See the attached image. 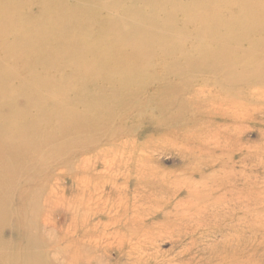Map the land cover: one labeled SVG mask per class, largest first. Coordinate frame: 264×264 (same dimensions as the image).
Listing matches in <instances>:
<instances>
[{
  "label": "rangeland",
  "instance_id": "374dc122",
  "mask_svg": "<svg viewBox=\"0 0 264 264\" xmlns=\"http://www.w3.org/2000/svg\"><path fill=\"white\" fill-rule=\"evenodd\" d=\"M263 38L264 0H0V264H264Z\"/></svg>",
  "mask_w": 264,
  "mask_h": 264
},
{
  "label": "bare ground",
  "instance_id": "6f19581e",
  "mask_svg": "<svg viewBox=\"0 0 264 264\" xmlns=\"http://www.w3.org/2000/svg\"><path fill=\"white\" fill-rule=\"evenodd\" d=\"M263 1V0H262ZM204 3V2H203ZM90 4V3H89ZM245 4V2H242L241 3V5H240V11L242 10V8H243V5ZM94 5V4H93ZM204 5V4H203ZM207 5H209V4H207ZM242 6V7H241ZM258 7L259 6H257L256 8H253V9H258ZM238 9H239V7H237ZM250 10V9H249ZM248 10V11H249ZM246 11V10H245ZM248 11H246L247 13H248ZM251 11V10H250ZM249 11V12H250ZM252 12H253V10H252ZM253 13H255V12H253ZM189 15V14H188ZM185 17V16H184ZM252 18H253V16H252ZM246 19V18H245ZM189 20H191V18L189 19ZM221 20V19H220ZM184 21V20H183ZM188 21V20H187ZM222 21V20H221ZM231 21V20H230ZM218 22V21H217ZM220 22V21H219ZM225 22H227V21H225ZM232 22V21H231ZM188 23V22H187ZM189 23H190V21H189ZM229 23L230 22H228V23H225V25L227 26V25H229ZM246 23V22H245ZM223 24H224V22H223ZM231 24V23H230ZM233 27H234V25L233 24H231ZM230 25V26H231ZM219 26V25H218ZM242 26V25H241ZM233 27H232V30H233V32L235 31L234 29H233ZM224 28H227V27H224ZM248 28V27H247ZM250 28V27H249ZM216 29H217V27H216ZM243 29V28H242ZM225 30H227V29H225ZM246 31H247V29H245ZM245 30H242V32L244 31L245 32ZM237 31V30H236ZM235 31V32H236ZM249 31H251V32H253L252 30H249ZM258 31V30H257ZM257 31H255V33L257 32ZM217 32V31H216ZM221 32V31H220ZM229 32V31H228ZM241 32V33H242ZM65 33V32H64ZM215 33V32H214ZM218 33V32H217ZM66 34V33H65ZM209 34H211V33H209ZM221 34V33H220ZM224 34V33H223ZM228 34V33H227ZM235 34V33H234ZM216 35V34H215ZM215 35H214V37H215ZM233 35V34H232ZM238 35H240V33L238 34ZM242 35L244 36V34L242 33ZM241 35V36H242ZM249 35H250V33H249ZM254 35V34H253ZM220 36V35H219ZM219 36H218V38H219ZM222 36V35H221ZM220 36V37H221ZM261 37V36H260ZM205 38H206V36H205ZM208 38V37H207ZM223 37H221V39H222ZM253 38V37H252ZM264 39V38H263ZM211 41V40H210ZM221 41V40H220ZM252 41V40H251ZM256 41V40H255ZM255 41L253 42V43H255ZM223 42V41H222ZM211 43V42H210ZM252 43V44H253ZM220 44H221V42H220ZM249 44V43H248ZM251 44V43H250ZM222 45H224V46H227V45H225V44H222ZM231 47V45L229 46V48ZM242 47H244V46H242ZM221 48V47H220ZM227 48V47H226ZM244 48H246V47H244ZM248 48V47H247ZM254 48H255V46H254ZM259 48V47H258ZM236 49V48H235ZM242 49V52L245 50H243V48H241ZM251 50V49H250ZM248 53L250 52L249 51V48H248ZM251 51H254V49H252ZM223 52V51H222ZM255 52H259V51H257V50H255ZM255 52L253 53V55L255 54ZM262 52V51H261ZM261 52H259L260 54H261ZM264 52V51H263ZM251 53V52H250ZM259 53H258V55H259ZM229 55V54H228ZM227 55V56H228ZM262 57H263V55H261ZM234 57V56H233ZM249 57H252V55H250ZM249 57H248V60H251V59H249ZM213 59V58H212ZM254 59H256V58H254ZM253 59V57H252V60H254ZM257 60H260V59H257ZM262 60V59H261ZM260 60V61H261ZM258 62V61H257ZM214 63V62H213ZM212 63V64H213ZM261 63V62H260ZM211 64V65H212ZM240 64H242V63H240ZM259 64V63H258ZM213 66V65H212ZM237 66V65H236ZM236 66H235V68H236ZM227 67H229V66H227ZM252 67H253V65H252ZM255 67V66H254ZM229 68H231V67H229ZM233 68V67H232ZM241 68V67H240ZM260 68H262V67H260ZM264 68V67H263ZM254 70V69H253ZM258 70H260L259 68H258ZM258 70H257V72H258ZM262 70V69H261ZM220 71H221V69H220ZM226 71V70H225ZM233 71V70H232ZM238 71V70H237ZM251 72H252V70H250ZM230 72V71H229ZM239 72V71H238ZM240 72H241V70H240ZM228 73V72H227ZM254 73V72H253ZM260 73H262L261 71H260ZM259 72H258V74H260ZM229 74V73H228ZM246 74V73H245ZM245 74H244V76H245ZM257 74V73H256ZM257 74V75H258ZM262 74H264V73H262ZM232 75V74H231ZM243 75V74H242ZM251 74H249V76H250ZM255 75V74H254ZM228 76H230V74L228 75ZM235 76H237V75H234V77ZM248 76V77H249ZM260 75H258V77L257 78H259L260 79V77H259ZM231 77V76H230ZM237 78V77H236ZM243 77H241L240 78V76H239V79H242ZM247 78V77H246ZM235 79V78H234ZM243 79H245V77L243 78ZM251 79V78H250ZM256 79V78H255ZM226 80H228V79H225V82H229V81H226ZM230 80H231V78H230ZM237 80H238V78H237ZM236 80V81H237ZM261 80V79H260ZM260 80H258V81H260ZM239 81V80H238ZM244 81V80H243ZM248 81V80H247ZM256 81V80H255ZM240 82V81H239ZM262 83H263V80L261 81ZM261 82H260V84H261ZM225 85H226V83H224ZM231 84H232V82H231ZM246 85V84H245ZM250 85H252V83L250 82ZM255 85V84H254ZM253 85V86H254ZM257 86V85H256ZM255 86V87H256ZM226 87H228V86H226ZM230 87H228V89H229ZM251 88V87H250ZM253 88V87H252ZM259 88V87H258ZM264 88V87H263ZM226 90H224V89H222L223 91H228L227 90V88H225ZM232 90L234 89V88H231ZM260 89V88H259ZM250 90H252V89H250ZM249 92V91H248ZM227 93H230L229 91L227 92ZM226 93V94H227ZM234 94V93H233ZM241 94V93H240ZM239 94V95H240ZM264 94V93H263ZM235 95V94H234ZM234 95H232V96H234ZM236 96H238V93L236 94ZM236 96H234L235 98H236ZM225 98V97H224ZM228 98H231V97H228ZM227 98V99H228ZM233 98V97H232ZM237 100L239 99L238 97L236 98ZM247 99H250V97L249 98H247ZM257 99V98H256ZM231 100V99H230ZM235 100V99H234ZM245 101H247L246 99H245ZM254 101H257V100H254ZM231 102V101H230ZM247 102H249V101H247ZM251 103H252V101H251ZM250 103V104H251ZM254 103V102H253ZM232 105V104H231ZM241 104H239V106H240ZM244 105V104H243ZM242 105V106H243ZM249 105V104H248ZM238 106V107H239ZM229 109V108H228ZM241 109V108H240ZM227 110V109H226ZM231 111V110H230ZM240 111V110H239ZM244 111V110H243ZM62 112H63V110H62ZM237 112V111H236ZM241 112H242V110H241ZM65 115H66V113H65ZM63 118V117H62ZM262 142V141H261ZM34 143V142H33ZM260 143V142H259ZM2 144H4L3 142H2ZM18 144V143H17ZM2 146V145H1ZM34 146V145H33ZM40 146H42V145H40ZM5 147H7V146H5ZM263 147V146H262ZM262 147H261V149H262ZM34 148V147H33ZM264 148V147H263ZM2 152H4L3 150H2ZM198 152H199V150H198ZM260 152V151H259ZM1 154V153H0ZM18 154H20V152L18 153ZM207 160V159H206ZM210 162H212V161H210ZM1 163V162H0ZM205 163H206V161H205ZM209 164V163H208ZM218 164H220V163H218ZM5 166H7L6 164H4ZM213 165V164H212ZM1 166H3V165H1ZM8 167V166H7ZM15 167H17L16 165H15ZM4 168V167H3ZM10 168H12V167H10ZM1 169V168H0ZM16 169V168H15ZM4 170V169H3ZM213 171H214V169H213ZM6 172V171H5ZM4 172V173H5ZM56 172V171H55ZM1 173V172H0ZM142 173V172H141ZM152 173V172H151ZM150 173V174H151ZM207 173V172H206ZM206 173H205V175H206ZM2 174V173H1ZM17 174H18V172H17ZM215 174V173H214ZM164 175V174H163ZM161 173H160V176L162 177L163 176ZM186 175V174H185ZM200 175V174H199ZM218 175V174H217ZM241 175V174H240ZM201 176H202V174H201ZM208 176H213L214 177V175H209L208 174ZM219 176H220V174H219ZM238 176V175H237ZM4 177V176H3ZM149 177H151V176H149ZM164 177V176H163ZM223 177V176H222ZM160 178V177H159ZM239 178V177H238ZM9 179V178H8ZM157 179V178H156ZM202 179V178H201ZM222 179V178H221ZM220 179V180H221ZM164 180V179H163ZM183 180H185V178L183 179ZM207 180H208V178H207ZM212 180V179H211ZM4 181V180H3ZM6 181H8V180H6ZM201 181V180H200ZM203 181V180H202ZM201 181V182H202ZM0 182H1V179H0ZM204 182H206V181H204ZM203 182V183H204ZM212 182V181H211ZM3 183V182H2ZM147 183V182H146ZM156 183V182H155ZM209 183V182H208ZM207 183V184H208ZM10 184V183H9ZM13 184V183H12ZM207 184H205V186H207ZM3 185V184H2ZM2 185H0V186H2ZM186 185H187V183H186ZM3 186H5V185H3ZM13 186V185H12ZM137 186V185H136ZM151 186V185H150ZM6 187V186H5ZM4 187V188H5ZM35 187V186H34ZM140 187V186H139ZM13 188H15V187H13ZM31 188V187H30ZM239 189V188H238ZM249 188H247V190H248ZM0 190H1V187H0ZM15 190V189H14ZM205 190H206V193H207V195H208V197H207V199H206V204H205V206H203L204 207V213H203V216H204V218H206V219H208L209 221H211L212 223H214V224H218V222H220V221H218L217 219H220L222 216H231V217H233L234 216V214H235V209L231 206V205H229V204H227V203H225V204H222L221 202L223 201V202H225V197H222L223 195L222 194H224V193H228L227 191H225V192H222V193H219V190H221L222 191V188H220V187H218L214 182H212V185L210 186H208L207 188H205ZM230 190V189H229ZM246 190V189H245ZM30 191V190H29ZM224 191V190H223ZM233 192H231L230 193V198H232V201H233V199H241L240 197H238L236 194V192H234V190H232ZM215 192H217L216 194H220V196H218V195H215ZM3 193V192H2ZM9 193V192H8ZM14 193V192H13ZM30 193V192H29ZM240 193V192H239ZM239 193H238V195H239ZM5 194V193H4ZM7 194V193H6ZM53 194H55V193H53ZM133 195V194H132ZM242 196H243V194H241ZM249 195H250V193H249ZM2 196V195H1ZM0 196V197H1ZM10 196V195H9ZM8 196V194H7V197H9ZM20 196V195H19ZM57 196V195H56ZM11 197H12V195H11ZM50 197V196H49ZM56 198V197H55ZM68 198V197H67ZM124 198V197H123ZM7 199V198H6ZM19 199V198H18ZM115 199V198H114ZM122 199V198H121ZM1 200V199H0ZM8 200H10V199H8ZM88 200H90V198L88 199ZM92 200V199H91ZM132 200H134V199H132ZM131 200V201H132ZM229 200V198L226 200V202ZM5 201H7V200H5ZM57 201V200H56ZM67 201V200H66ZM78 201H79V199H78ZM119 201H120V198H119ZM232 201H229V202H232ZM60 202V201H59ZM85 202V201H84ZM102 202V201H101ZM6 203V202H5ZM61 203H63V202H61ZM120 202H118L117 204H119ZM134 203V202H133ZM52 204V203H51ZM68 204L70 205V203L68 202ZM77 204V203H76ZM81 204V203H80ZM104 204H105V202H104ZM103 203H102V205H104ZM122 204V203H121ZM136 204V203H135ZM156 204V203H155ZM6 205V207H4V209H3V211H5V208H7V204H5ZM4 205V206H5ZM63 205V204H62ZM66 205V204H65ZM89 205V204H88ZM162 205V204H161ZM110 206V205H109ZM122 206V205H121ZM3 207V206H2ZM69 207V206H68ZM79 207V206H78ZM78 207H77V209H78ZM90 207V206H89ZM88 207V208H89ZM123 207V206H122ZM1 208V207H0ZM112 208V210H113V207H111ZM127 208V207H126ZM155 208L156 209H158L157 208V206H155ZM242 208V207H241ZM116 209V208H115ZM0 210H2V209H0ZM8 210H9V208H8ZM82 210H84V209H82ZM109 210V209H108ZM123 210V209H122ZM127 210V209H126ZM10 211V210H9ZM70 211V210H69ZM88 211V210H87ZM7 212V211H6ZM78 212V211H77ZM82 212V211H81ZM108 212V211H107ZM122 212V211H121ZM124 212H125V210H124ZM127 212V211H126ZM10 213V212H9ZM87 213V212H86ZM89 213V212H88ZM2 214L3 213H1L0 215H1V217H2ZM118 214V213H117ZM237 214V213H236ZM80 215H82L81 213H80ZM89 216V215H88ZM113 216V215H112ZM117 217V216H116ZM3 218V217H2ZM6 218H8V216H6ZM127 218V217H126ZM125 218V219H126ZM4 219V218H3ZM83 219V218H82ZM115 219V218H114ZM231 219V218H230ZM113 220V219H112ZM3 221H5V222H7L6 220H3ZM3 221H2V223H3ZM132 221V220H131ZM31 222H32V220H31ZM36 221H34L33 223H35ZM83 222V221H82ZM129 222V221H128ZM11 223V222H10ZM27 223H28V221H27ZM44 223V222H43ZM224 223V222H223ZM16 224H17V222H16ZM21 224V223H20ZM97 224V223H96ZM139 224V223H138ZM25 225V224H24ZM28 225H30V224H28ZM125 225H126V223H125ZM134 225V224H133ZM172 225V224H171ZM1 226V225H0ZM6 226V225H5ZM31 226V225H30ZM34 226V225H33ZM35 226H37V224H35ZM105 226H106V224H105ZM2 227V226H1ZM13 227V226H12ZM19 227V226H18ZM39 227H41L40 225H39ZM136 227V226H135ZM138 227H139V225H138ZM24 228H25V226H24ZM37 228V227H36ZM219 228H221V230L223 231V228H224V224H219ZM2 229V228H1ZM95 229H96V227H95ZM126 229V228H125ZM28 230V229H27ZM33 230V229H32ZM34 230H37V229H34ZM33 230V231H34ZM50 230V229H49ZM123 230V229H122ZM142 230V231H141ZM141 232H140V234L144 231V228L142 227L141 228ZM173 230H177V229H173ZM116 231V230H115ZM22 232V231H21ZM35 232V231H34ZM114 232V231H113ZM132 232H134V234L133 235H135V237H138L139 236V231H137L136 229H135V231H132ZM176 232V231H175ZM36 233V232H35ZM110 233V232H109ZM115 233H117V231L115 232ZM122 233V232H121ZM171 233V232H170ZM20 234V233H19ZM26 234V233H25ZM103 234V233H102ZM105 234V233H104ZM130 234L132 235V233L130 232ZM130 234H128V236H130ZM2 235V234H1ZM32 235V233L30 234V236ZM34 235V234H33ZM107 235V234H106ZM113 235H115V234H113ZM40 236V235H39ZM98 236V235H97ZM127 236V237H128ZM21 237V236H20ZM36 237V236H35ZM119 237V236H118ZM122 237H124V236H122ZM126 237V238H127ZM31 238V237H30ZM120 238V237H119ZM6 239V238H5ZM38 239V238H37ZM36 239V240H37ZM132 239V238H131ZM3 240V239H2ZM31 240V239H30ZM41 240V239H40ZM44 240V239H43ZM101 240V239H100ZM107 240V239H106ZM129 240V239H128ZM17 241V240H16ZM19 241H21V240H19ZM38 241V240H37ZM42 241V240H41ZM116 241H117V239H116ZM120 241V240H119ZM45 242V241H44ZM2 243V242H1ZM32 243V242H31ZM41 244V243H40ZM47 244V243H46ZM2 245V244H1ZM25 245V244H24ZM42 245H43V242H42ZM96 246V245H95ZM224 246H225V244L223 245V246H221L222 247V249L221 250H212L211 252H210V260L212 261L213 259H215V262H213V263H211L208 259H204V261L207 263V264H252V261H251V259H249V258H244L243 256H242V254H241V252L239 251V248H237V249H235V250H231V251H228L227 249H225L224 248ZM26 247V246H25ZM44 247V246H43ZM60 247V246H59ZM94 247V246H93ZM2 249H3V247H1ZM41 248V247H40ZM130 248V247H129ZM24 249V248H23ZM32 250H33V248H32ZM35 250V249H34ZM127 250V249H126ZM129 250V249H128ZM28 251H29V249H28ZM34 251H32V253H33ZM35 252H37V251H35ZM41 252L43 253V251L41 250ZM46 252V251H45ZM60 253V252H59ZM1 254V253H0ZM38 255V254H37ZM126 255V254H125ZM1 256V255H0ZM30 256V255H29ZM40 256H41V254H40ZM44 256V255H43ZM62 256V255H61ZM75 256V255H74ZM21 257V256H20ZM19 257V258H20ZM34 257H35V253H34ZM33 257V255H31V258L33 259L34 258ZM30 258V257H29ZM38 258V257H37ZM41 259H42V257H40ZM39 258V259H40ZM17 259V258H16ZM26 259V258H25ZM86 259V258H85ZM138 259H139V257H138ZM142 259V258H141ZM19 260V259H18ZM27 260V259H26ZM31 260V259H30ZM35 259H33V261H34ZM145 260V259H144ZM13 261H14V259H13ZM39 260H37V262H38ZM137 261V260H136ZM139 261V260H138ZM143 261V260H142ZM31 262H32V260H31ZM35 262V261H34ZM121 262V261H120ZM123 262V261H122ZM135 262V261H134ZM141 262V261H140ZM144 262V261H143ZM15 263H16V261H15ZM19 263H21V262H19ZM43 263V262H42ZM123 263H125V261L123 262ZM44 264V263H43ZM138 264V263H137ZM144 264V263H143Z\"/></svg>",
  "mask_w": 264,
  "mask_h": 264
}]
</instances>
